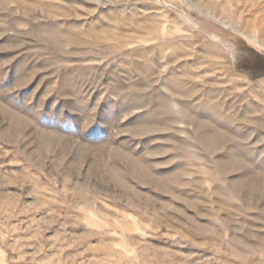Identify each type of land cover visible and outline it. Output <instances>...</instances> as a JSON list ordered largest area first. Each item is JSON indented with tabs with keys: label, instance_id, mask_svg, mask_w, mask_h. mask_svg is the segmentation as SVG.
I'll return each mask as SVG.
<instances>
[{
	"label": "rangeland",
	"instance_id": "obj_1",
	"mask_svg": "<svg viewBox=\"0 0 264 264\" xmlns=\"http://www.w3.org/2000/svg\"><path fill=\"white\" fill-rule=\"evenodd\" d=\"M0 264H264V0H0Z\"/></svg>",
	"mask_w": 264,
	"mask_h": 264
},
{
	"label": "bare ground",
	"instance_id": "obj_2",
	"mask_svg": "<svg viewBox=\"0 0 264 264\" xmlns=\"http://www.w3.org/2000/svg\"><path fill=\"white\" fill-rule=\"evenodd\" d=\"M256 42V41H255Z\"/></svg>",
	"mask_w": 264,
	"mask_h": 264
}]
</instances>
